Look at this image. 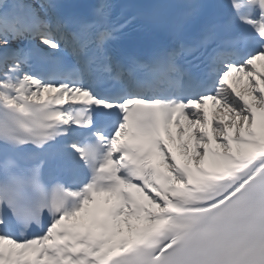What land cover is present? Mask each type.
<instances>
[{
  "label": "snow or ice",
  "instance_id": "1",
  "mask_svg": "<svg viewBox=\"0 0 264 264\" xmlns=\"http://www.w3.org/2000/svg\"><path fill=\"white\" fill-rule=\"evenodd\" d=\"M257 62L264 0H0V264H264Z\"/></svg>",
  "mask_w": 264,
  "mask_h": 264
}]
</instances>
